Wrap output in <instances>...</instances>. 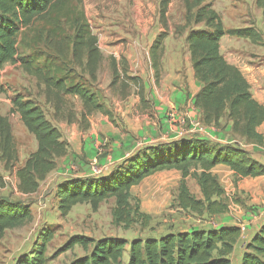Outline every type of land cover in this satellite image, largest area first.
<instances>
[{"label":"trees","instance_id":"trees-1","mask_svg":"<svg viewBox=\"0 0 264 264\" xmlns=\"http://www.w3.org/2000/svg\"><path fill=\"white\" fill-rule=\"evenodd\" d=\"M186 10L185 24L177 30L185 31L191 26L202 25L203 30H189L186 41L195 80L200 90L194 97V108L200 111V120L206 126L220 127L221 121L230 122L231 132L246 144L262 146L263 135L258 128L264 124V106L253 99L250 86L234 66L227 63L220 53V42L224 36L248 40L253 45L264 46L262 35L253 26L225 29L218 13L211 3L204 0H183ZM65 0H0V67L17 61L18 38L22 29H27L35 21H41L49 13H61ZM170 0H159V22L163 31L159 33L150 48V64L154 78L159 83L162 76L161 60L164 41L169 25L167 12ZM262 11L264 20V0H255ZM74 32L70 46V61L86 73L91 81H96L103 62L97 47V39L82 20H73ZM52 27L57 28L55 25ZM59 55L65 60L66 53ZM112 83L117 82L116 62L111 61ZM34 66L33 60L22 59L21 68L36 78L44 87L46 102L50 103L55 115L67 124H77L83 131L89 128V119L99 113L111 118V112L97 95L82 83L67 84L65 78L56 79L57 67ZM69 70V69H68ZM67 70V71H68ZM66 71V72H67ZM69 72L73 73L74 69ZM56 75V76H57ZM138 90L140 104L145 107L144 85L138 77H127ZM126 83L122 86L127 88ZM5 88L0 82V94ZM78 99L79 111H67V99ZM11 112L19 115L23 126L37 144L23 166L15 169L18 154L13 143L11 127L7 117L0 116V163L4 172L14 171L18 181V192L30 195L37 192L40 183L56 169L57 160L69 153V147L61 132L49 122L43 110L30 100L16 95L11 101ZM223 166L228 168L235 182L264 177V165L250 157L247 150L237 143L220 144L199 136L181 137L134 150L130 156L100 177H66L57 185V210L66 217L77 205H89L93 212L110 199H114L111 211L112 223L125 229L139 220L146 226L150 217L133 206L131 190L146 178L164 171H177L181 175L178 186L177 205L184 211L199 216L225 214L227 204L222 201L224 189L213 174V170ZM194 179L200 189L201 199H197L187 186V179ZM5 187L0 174V189ZM33 219L28 204L12 202L8 197H0V237L7 230L19 228ZM241 230L237 226H224L191 232L170 233L159 238L135 239L129 243V257L126 264H231L234 247L240 240ZM52 234L41 236V244L32 256L21 257L16 264H46L47 244ZM128 243L116 237L92 240L83 236H73L63 250L80 247L87 254L74 259L70 264H121ZM240 264H264V223L245 243Z\"/></svg>","mask_w":264,"mask_h":264},{"label":"rangeland","instance_id":"rangeland-1","mask_svg":"<svg viewBox=\"0 0 264 264\" xmlns=\"http://www.w3.org/2000/svg\"><path fill=\"white\" fill-rule=\"evenodd\" d=\"M204 2L211 3L220 13L226 30L253 26L262 35L264 41V20H262L263 17L260 20L257 19L256 13L259 9L255 5V0H204ZM158 5L159 0H65L61 13H49L41 21H35L31 27L21 30L16 63H8L0 67V82L5 88V93L0 94V116L7 117L11 127L13 143L18 154L15 169L22 167L37 147L34 137L23 126L19 115L11 112V101L16 95L39 106L47 120L61 132L65 141L67 137H71L80 130L77 124H67L55 115L53 106L46 102L44 87L38 85L36 78L22 70V59L33 60L34 66L42 68L43 65L49 66L50 71L53 70L52 67H57L60 74L52 72V76L56 79L65 78L67 84L82 83L94 92L99 101L111 112V118L95 113L90 119L107 117L108 123L112 126L108 129L116 131V136L112 139L117 147H121L119 144L125 142L126 138L128 139L126 146L129 147L132 143L140 147L160 143L156 141L160 136V118L150 93L155 88L160 91L159 94L168 93V95L176 87L187 91L190 54L186 37L189 30H203L204 27L199 25L191 26L185 31L177 30L185 24V5L183 0H170L167 12L169 30L164 41L169 52L168 73H164L162 68L163 77L159 84L154 78V71L150 64V48L157 35L163 31L159 22ZM232 8L245 9L249 14L248 20L244 22L224 20L223 11ZM75 17L88 25L90 33L97 39V47L103 56L96 81H91L86 73L70 61ZM53 25L57 28L52 27ZM231 38L226 36L223 42V53L234 55L233 51L244 52L248 48L259 46L243 39H238L237 45H231ZM56 49L66 53L68 57L65 60L66 64L63 63L64 58L59 55L61 52H57ZM176 56L180 57L179 71H176L175 64L172 62ZM112 59L116 62L119 77L113 86L111 85ZM68 69H74V72L71 73ZM124 73L127 77L141 79L145 86L144 95L147 100L145 107L134 102L138 98V90L134 82L129 81L128 84L124 82L126 81L123 77ZM177 76H180L179 79ZM124 83L128 85L127 88H123ZM66 99L67 111L72 110V107L76 112L80 110L81 103L78 99ZM224 120L217 129L221 131V134L226 135ZM153 131L155 133L151 135L149 132ZM189 136L191 134L183 133L181 137ZM105 137V135L102 136V141ZM66 143L68 144L67 141ZM108 144H103L104 151L96 158L97 160L101 156L104 158L112 153ZM68 147L70 152V144ZM68 154L69 160L67 162H63V158L57 160V166L52 175L47 176L40 183L39 189L33 195H21L17 188L18 181L14 177L15 170L4 172L0 163V174L5 183V187L2 188L4 191H0V197H8L12 202L20 201L28 204L33 216L31 222L19 228L7 230L0 237V264H16L19 258L32 256L41 244V236L47 232L52 234V239L46 247V264H70L74 259L87 254L78 246L63 250L73 236H83L94 241L110 237L126 240L128 245L121 262L126 264L129 257V243L135 239L159 238L167 233H176L187 228H204L214 222L220 225V220L225 216L228 220L224 223L225 225L234 224L239 228L244 227V232L241 233L240 240L230 257L231 264H237L238 260L241 263L245 243L259 229L248 214L254 212L252 204L255 198L257 202L264 201V185H258L256 192L253 185L245 187L238 184L227 172L218 175L213 172L224 189L222 201L227 204L225 214L199 216L178 208L176 198L181 175L177 171H164L146 178L131 190L132 205H139L140 211L150 217L146 226L142 220L128 229L113 225L111 216L113 199L103 202L96 212H93L89 205L82 204L73 207L66 217H62L56 208V185L64 179L62 174H76L77 170L71 164L85 159L84 155ZM222 168L225 169V167ZM187 186L192 194L202 197L194 179L188 178Z\"/></svg>","mask_w":264,"mask_h":264},{"label":"crops","instance_id":"crops-1","mask_svg":"<svg viewBox=\"0 0 264 264\" xmlns=\"http://www.w3.org/2000/svg\"><path fill=\"white\" fill-rule=\"evenodd\" d=\"M213 9L215 10L214 6H213ZM216 12L218 13L219 17H221L220 13L218 11ZM222 14H224V17H225L224 20L240 21V22H244L248 20V16H249V14L247 13L245 9H239V8H232V9L224 10ZM256 16H258L257 17L258 20L262 18V11L260 9L256 13ZM225 39H226V36H224L221 39L220 53L222 54V56L224 57V59L227 61L228 64L236 67L241 72V74L243 75V77L245 78V80L250 86V93L253 99L256 100L260 105L264 106V46H253L251 49L248 48L244 52L233 51L234 55L233 54L229 55V54L223 53V50H224L223 42L225 41ZM230 44L237 45L238 38L232 37ZM172 62L175 64L176 71H179L180 70L179 65H181L180 57L179 56L174 57L172 59ZM167 63H169V52L167 51L165 47V43H164V53H163L162 60H161V65L164 70V73H168ZM188 68H189V71H188V77H187V82H188L187 91L176 87L172 89V93L168 95V93L159 94L160 91L157 88H155L154 91L152 90L150 93L151 99L155 103L154 108L156 110L157 115H159V118H160V122H159L161 125L159 129L160 136L156 140L160 143L172 140L174 136H176L175 135L176 133L178 134L179 132H183V133L188 132L187 130L190 129L192 122L201 123L200 122V116H201L200 111L195 109L193 105L194 97L200 90V84L194 78L190 56H189ZM162 77L163 76H161V78ZM179 77L180 76H177V79H179ZM160 82L161 81H159V84ZM144 93H145V86H144ZM138 98L137 100H134V102L137 104H140V98L139 99ZM170 118L172 119V121ZM224 121H225L226 135L221 134L220 133L221 131L215 127L203 125V126H206L208 128V131L213 135L214 140H215L213 142H217L220 144L237 143L242 148L248 151L251 158H253L254 160L264 165V143L262 146L253 145V144L247 145L243 139L237 136H234L232 134L230 122H228L226 119ZM108 128H112V126L108 123L107 117H94L92 119H89V128L87 130L85 131L79 130L78 132H75V134H72L71 137H67L66 141L71 146V150L69 153L70 154L72 153V156H75L77 154L84 155L85 159L82 160V162L71 164V166L75 168L77 172L76 174H69V175L62 174V177L64 179L66 177H70V178L71 177L73 178L91 177L90 176V172H91L90 166L93 164V163L91 164V162L96 161L99 164H105V163L109 164L110 163L114 167L115 165L119 164L122 160L130 156L132 153H134L133 151L137 149V144L135 145L134 143H132V145H130L131 147L126 146V142L128 141V139L126 138L125 142H122L121 144H119L121 147H117V145L113 142V139H112V137L116 136L115 134L116 131L109 130ZM170 132L172 134H170ZM258 132L262 134L264 138V124H262L258 128ZM144 133L145 132H143V134ZM149 133L153 135V133L155 132L153 131ZM103 135L106 136L105 139L103 140L104 142L102 141ZM104 143L108 144V148H110L112 153L110 155H107L104 158L101 156V158L97 160L96 158L102 155L104 151V148H105V146L103 145ZM126 147H129V148H126ZM68 155L63 158V162H67L69 160ZM63 165L65 166V164ZM222 167L223 166H218L212 172H214L217 175L221 174L222 172L224 173L227 172L232 178H234L232 172L228 168L225 167L224 169ZM52 172L48 176L52 175ZM14 177H15V174H14ZM238 184H242L245 187L248 185H253L256 189L255 191L257 192L258 190L256 187H258V185H264V177H258L254 179L247 178V179L238 181ZM57 185L55 188V192L57 189ZM0 191H4V189H0ZM246 191L248 190L246 189ZM199 193H200V189H199ZM194 196L197 199H201V197H198L196 195ZM256 199L257 198L253 200V204H252L253 205L252 210H254V212H250L251 210H249L250 214L248 213L247 214L249 215L248 217L253 218L254 223L256 224V227L258 226L259 228L260 225L264 223V201L261 202L260 200V202H257ZM57 202L58 200L56 201V204ZM56 208H57V205H56ZM220 221H221L220 225L215 224L214 222L208 226H205L204 228H193V229L187 228L186 230L179 231V232H191V231L206 230V229H212V228L217 229L218 227H224V226H234V224L232 225L224 224L228 221L226 216L223 217ZM167 234H170V233H167ZM237 264H240L239 260Z\"/></svg>","mask_w":264,"mask_h":264},{"label":"built area","instance_id":"built-area-1","mask_svg":"<svg viewBox=\"0 0 264 264\" xmlns=\"http://www.w3.org/2000/svg\"><path fill=\"white\" fill-rule=\"evenodd\" d=\"M204 124L199 123V122H192L190 129H188L186 133L184 134H188L191 136L192 135H197L201 138L207 139V140H211V141H215L213 135L208 131V128L206 126H203ZM176 136H174V139L180 138L183 135V132H179L178 134H175ZM140 148V145L137 146V149ZM136 150V149H135ZM113 167V165H111L110 163H105V164H97L96 162L93 163L90 166V176L91 177H100V176H104L106 174H108V172L111 170V168ZM241 233L244 232V227L240 228Z\"/></svg>","mask_w":264,"mask_h":264}]
</instances>
